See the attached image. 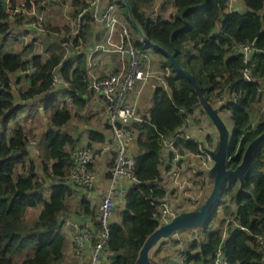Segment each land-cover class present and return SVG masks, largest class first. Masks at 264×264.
Listing matches in <instances>:
<instances>
[{"label": "trees", "instance_id": "trees-1", "mask_svg": "<svg viewBox=\"0 0 264 264\" xmlns=\"http://www.w3.org/2000/svg\"><path fill=\"white\" fill-rule=\"evenodd\" d=\"M9 1L13 9V0ZM127 1L144 34L174 54L179 65L194 76L207 101L213 105L217 95L225 94L218 110L219 113L227 112L231 119L226 167L234 169L241 162L246 146L264 132V116L252 114L257 108L255 103L263 96L260 83L264 79V0H242L248 8L245 13L227 12L228 0H163L161 8L172 4L176 9L168 20L146 15L154 0ZM115 2L132 27L123 2ZM6 5L7 0H0V78L3 82L0 89V264H77L64 260L67 239L62 231L63 215L71 211L67 198L74 187L66 179L71 162L66 147L73 145L74 140L67 132L61 131L70 118V111L64 106L50 114L47 130L40 143L38 141L43 171L39 178L32 160L25 166L27 132L18 122L9 130V124L16 119L25 102L38 95L46 94L45 108L54 110L55 98L50 96L54 94L52 72L61 63L63 53L56 45L50 44L45 46L50 51L46 60L39 55L28 59L26 50L19 53L6 50L4 44L14 22L8 20ZM86 7L80 4L81 9ZM89 24L90 18L84 14L80 31L82 39L90 28ZM217 24L219 32L214 34ZM249 42L255 43L258 52L253 55L252 80L245 81L241 73L244 68L242 59L231 53L235 44ZM134 45L140 51H148L139 38ZM153 52L160 56L162 69L168 68L170 74L163 75L165 84L155 87L147 114L142 116V122L136 124L138 155L135 157L134 175L137 182L126 193L121 223L109 226L107 246L110 264H135L143 242L160 226L153 215L155 200L165 195L161 185L159 134H173L182 126L185 115H191L195 121L196 116L192 115L197 107L205 115L192 83L174 70L165 55L154 49ZM80 56L73 68L70 61H63L60 72L69 84L67 95L78 109H83L88 101L87 70ZM30 63L35 70L28 77L29 86L20 89L15 96L8 81ZM191 128L198 130L192 124ZM89 139L101 142L104 135L91 129ZM205 140L209 146L195 136L191 140L179 139L176 145L182 152L198 153L200 144L209 148L214 142L212 135ZM18 165L25 170L15 180L14 169ZM47 178L51 186L50 196L45 199L43 186ZM227 199L236 207L235 213L230 203H226ZM37 206L41 207L37 218L31 223L25 222L26 210ZM195 207L193 205L192 209ZM219 207L225 216L232 215L228 220L230 223L219 220L220 226L207 230V226L218 219ZM87 211L89 202L81 198L76 213ZM93 223L95 226L98 224L96 221ZM202 228L205 239L190 244V250L186 252L187 262L206 264L220 248L227 264H264L262 249L255 243V236L264 232V139L253 152L242 185L237 178L223 184Z\"/></svg>", "mask_w": 264, "mask_h": 264}, {"label": "built area", "instance_id": "built-area-1", "mask_svg": "<svg viewBox=\"0 0 264 264\" xmlns=\"http://www.w3.org/2000/svg\"><path fill=\"white\" fill-rule=\"evenodd\" d=\"M60 3L62 0H50ZM103 0H88L86 9H83L73 16H67V26L64 37L67 42L72 43L78 40L84 14H88L90 23L103 25L107 30V37L104 44H97L94 51L115 52L125 59L119 71H114L99 78L94 72L86 73L87 88L100 107L103 109L104 119L112 132V139L106 148L112 153L114 161L109 171L110 177L105 193L103 194L96 209L97 226L92 223L82 224L78 219L66 218L62 226L68 234L67 252L73 258H82L88 255V259H79L78 264H110V252L107 241L109 226L112 222L111 214L118 201L125 202V196L129 188L137 182L134 175L135 155L131 147L135 144L138 135L136 124L143 121L139 115L138 97L142 87L148 79L157 77L158 72L152 68L151 55L137 49L133 37L127 26L119 20L116 6L113 2L101 7ZM24 6L14 7L17 12ZM10 8V7H9ZM8 20L13 21L14 16L9 15ZM26 25L34 26L43 30L42 18L25 21ZM219 32L215 27L214 34ZM116 38V40H115ZM258 52L254 42L237 43L232 50L233 56L242 59L244 68L242 78L245 81L252 80L251 68L254 66L253 55ZM35 67L30 63L22 70L19 76L28 80L34 72ZM169 75V71H164ZM53 82H56L54 74ZM12 78V76H11ZM8 85L12 88V79ZM162 84H164L162 82ZM68 86V83H65ZM3 87L0 78V89ZM13 90V89H12ZM263 92V88H261ZM15 93V92H14ZM132 95V100H127ZM225 94L219 95L223 101ZM222 104V103H221ZM65 106L73 112L75 103L70 96L65 97ZM182 114L183 109H180ZM192 122L191 115H185L182 126L171 135L159 134L160 154L168 150L166 162L161 160V185L165 195L155 200V219L161 224L169 222L175 216L176 210H189L193 205L201 202L204 193V186L208 180L207 170L211 167L212 161L209 156L199 147L198 153L191 151L182 152L176 145L179 139L191 140L193 136L189 132ZM33 148L37 153L40 150L38 140L28 137L25 149ZM18 154V153H17ZM71 162L67 169L66 179L76 189L90 190L94 187L96 173L94 165L96 152L92 144L80 143L70 151ZM255 243L262 249L264 260V232L255 236ZM176 264H187V253L182 248H173ZM206 264H227L221 249H217L215 256Z\"/></svg>", "mask_w": 264, "mask_h": 264}, {"label": "crops", "instance_id": "crops-1", "mask_svg": "<svg viewBox=\"0 0 264 264\" xmlns=\"http://www.w3.org/2000/svg\"><path fill=\"white\" fill-rule=\"evenodd\" d=\"M87 1L88 0H76V1L62 0L60 3H54L50 0H13L14 7H18L20 5H23L24 7L17 12H14L13 11L14 8L11 9V7L8 8L7 10L9 15L14 16V20H13L14 22L12 23V27L8 35V37H10L13 42V52L19 53L26 50L28 51V57H27L28 59H31L32 56L39 55L42 60H46L50 56V51L47 50L45 46L47 44H50L52 46L56 45L58 47V50L63 53L61 63L52 72V74H54L55 78L57 79V81L53 82L52 84L54 94H50V96L53 95V97L55 98V102L53 103L54 110H51L50 108H45V98L47 97L46 94L38 95L33 99L26 101L27 103L29 102L30 105H24L18 112V115L15 119V122L24 123L23 130L27 132V136L34 137L39 141V143L43 138L47 130V127L49 125L50 114L53 111H55L56 108L59 109L65 106V97L67 96V90L69 89V84L68 86L65 85V83L67 82L63 79L60 72V67L62 66L63 61L66 60L70 61L72 63V68H73L74 66L77 65L79 55H81L80 57L83 58L85 61V67L87 72L92 71L99 78H102L109 73H112L114 71H119L121 69V67L117 69L116 59L114 56V54H116L115 52H105L101 50L94 51L97 44L101 45L105 43L107 37V30L103 25L97 23H90L89 24L90 28L86 33V35L84 36V39H82L81 36L79 35L80 37L78 38V40H75L72 43L67 42V39L64 37L67 26V16H73L77 12L83 10L84 8L81 9L80 4L86 5ZM75 2L79 6H77ZM111 2H113L116 6V11L119 20L122 23H124L125 26H127L129 32H131L129 25L125 21L124 16L120 13L115 0H103L101 3V7H105L107 4ZM162 3L163 0H154L152 8L146 10V15L151 18L161 16L164 19L168 20L175 13L176 9L172 4H167L166 7L163 9L161 8ZM8 4H9V0H8ZM247 10L248 8L242 0L227 1V12L245 13ZM37 17L42 18V23H43L42 31L34 26L32 27L25 24V21L32 19L35 20ZM216 27H219V25L217 24ZM52 30H57V31H52ZM147 52L151 55L152 68L156 70L158 74L156 75L157 77H152L148 79L147 83L141 89V93L139 95L140 98L142 96V92L144 88L146 87V89H148L151 86L149 84H151L152 80L156 79L157 81H159V83L164 82L163 81L164 71L165 70L169 71V69L166 67L165 69H162L160 63L161 58L158 54L152 51L151 52L147 51ZM155 60L159 62L156 63ZM260 84L261 87H263L262 95L264 100L263 81ZM19 85L21 89H25L29 86V81L21 77ZM166 88L167 87L165 85V89ZM13 91L15 92V90ZM139 97H138V107H140L141 104V100L139 99ZM87 98L88 101L83 109H85L89 104L91 105L93 103L96 104L95 99H97L98 97L93 96L88 90ZM132 99H133L132 95H129L127 98V100H132ZM148 105L150 108L151 102H149ZM77 109L78 106H75L74 112ZM83 109H78V110L80 111ZM71 113L72 112H70V118L61 128V131H65L64 128L71 120L72 117ZM20 120L23 121L21 122ZM10 124H9V130L13 127V125L10 127ZM107 125L99 126L101 127L100 129L99 127L93 128V127H89L88 125H85L84 123H81L78 124L79 130H81L78 134L71 131H67V133L74 140L73 145L70 146L68 145L66 147L68 152H70L75 146H77L80 143L92 144L96 149V162L94 165V171L96 173V181L94 187L90 190L80 191L73 187V193L67 198L71 211L68 214H64L63 219L66 218L78 219L82 224L92 223V225H94L93 222L96 221V209L98 203L100 202L103 194L106 191L108 180L110 177L109 174L110 167L112 166L114 161L112 153L106 148L107 144L112 139V132L109 129V127H106ZM91 129H95L96 131L103 133L104 135L103 141L101 142L91 141L89 139V130ZM191 130L193 129H189L190 133ZM198 132L199 134H202L201 130L199 129ZM206 135L211 136V134H205L204 135L205 138ZM196 138H198V136H196ZM209 148L211 149L212 145ZM26 150L27 151L24 156L25 166L28 164L29 161L32 160L35 166L34 168L35 174L37 175L38 178L42 177L43 171H42L39 151L37 153L32 147L29 149L27 148ZM131 152L135 156L138 155V149L136 144H134L131 147ZM37 159L40 161L39 163L36 161ZM24 170L25 168H23L21 165L16 166V168L14 169L13 178L23 173ZM50 186H51V182L47 178L43 186V190H44L43 195L45 199H48L50 196ZM204 190L205 192L208 190L207 181L205 183ZM81 198H84L89 202V211L84 212L82 214H78L76 213V210H78L80 207ZM124 208H125V202L119 200L117 205L115 206V209L112 211L110 222L120 224L121 212L124 210ZM29 210L30 208L26 210L25 215ZM40 210L41 207L37 206V211L35 212V216L31 219V221L34 218L35 219L37 218L38 214L40 213ZM25 215H24V219H25ZM62 231L64 232L66 239L68 241V234L66 229L63 228V226H62ZM204 239L205 236L202 241H204ZM155 247H153L151 250H153ZM155 249L156 250L153 251L157 256V254L159 253L157 252L159 248L158 249L155 248ZM65 252H67V248ZM67 254L68 253H66L64 256L65 262H76L78 264L79 259H82V258H73L71 255L67 256ZM68 257H70V259ZM162 257H163L162 254L158 256L157 259L159 261L154 263L176 264L173 248L169 250L168 254H165L164 259ZM86 259H88V255L83 256L82 260H86ZM187 264H192V263L190 262Z\"/></svg>", "mask_w": 264, "mask_h": 264}, {"label": "water", "instance_id": "water-1", "mask_svg": "<svg viewBox=\"0 0 264 264\" xmlns=\"http://www.w3.org/2000/svg\"><path fill=\"white\" fill-rule=\"evenodd\" d=\"M125 5L128 18L132 29L136 32L139 41L147 49H154L161 52L167 57L170 64L175 71L183 75L189 82L192 83L194 92L198 97L200 106L202 107L205 115L212 123L215 132L216 139L213 148H207L200 144L201 149L209 156L212 161L211 167L207 170L206 176L211 183L209 193L204 200L191 210H176L175 216L170 219L169 222L158 226L143 242L135 264H154L149 258L150 250L155 247L162 239H167L173 235L182 233L187 230H196L203 227L206 219L208 218L213 206L216 204L221 188L225 182L231 178H237L241 185L243 183L244 175L251 163L252 155L258 144L264 139V132L255 137L245 148L241 162L234 168H227V149L230 138V131L225 125L224 121L219 115L218 108L206 100L202 94L201 87L197 84L194 76L187 70L183 69L174 54L168 52L164 48L153 43L139 27L132 16L131 8L127 0H121Z\"/></svg>", "mask_w": 264, "mask_h": 264}, {"label": "rangeland", "instance_id": "rangeland-1", "mask_svg": "<svg viewBox=\"0 0 264 264\" xmlns=\"http://www.w3.org/2000/svg\"><path fill=\"white\" fill-rule=\"evenodd\" d=\"M11 6V3L9 1V4H8V0H7V10L8 8ZM129 25V24H128ZM129 28L131 29V35L133 37V41H135L136 39H138V36L137 34L133 31L132 27L129 26ZM6 50H12L13 51V42L11 40L10 37H8V40L5 42L4 44ZM148 51H152L153 52V49H148ZM115 56V59H116V64H117V69L119 67H122L123 64H124V61L125 59L122 58L120 55H118L117 53L114 54ZM156 63H158L159 61L155 60ZM12 83H13V86H12V89L15 90V96H17V93L19 91V89H21L20 87V80H21V77L19 76V73H16V74H13L12 76ZM19 81V83H18ZM263 83H264V80H262ZM162 84L159 83V81H157L156 79L155 80H152L151 81V85L148 89H146V87L144 88L143 92H142V96L141 98L139 97V99L141 100V104H140V107H139V110H138V113L139 115L142 117L143 115H145V113H147V110L149 108V102H151V95H152V92L153 90L155 89V87L157 85H160ZM263 88V87H261ZM219 96L217 95L214 99H213V107H217L222 105L221 103V100H219L218 98ZM25 105H30V103L26 102ZM257 108L255 110H253L252 114L253 115H256V116H259V115H262L264 116V100H263V96L261 98V100L257 103H255V105ZM220 117L222 118V120L224 121L225 125L227 126L228 130H232V123H231V119H230V116L227 112H220L219 113ZM71 120L70 122L66 125V127L64 128V130L67 132V131H71V132H74L76 134H78L81 130H79V127H78V124H81V123H84L85 125H88L89 127H99L101 125H107L105 119H104V113H103V109L100 107V105L96 102L93 103L92 105L89 104L87 105V107L83 110H75V112L73 111L71 113ZM196 116V118L194 117ZM192 117L195 118V121L192 123L190 122V124L187 126V128L189 126H195L197 129L201 130L202 134H199L198 130H191V136H198L199 140L201 142H204L205 145L209 146V144L206 143V140H205V134H211L213 136V144H212V148L214 147V144H215V139H216V133H215V129L212 125V123L209 121L208 117L206 115H204L200 109V107H197L194 111V114L192 115ZM21 122L23 120H20ZM15 123V120L11 122L10 124V127L12 125H14ZM21 127L24 129V123H20L18 122ZM101 129V127H99ZM192 129V128H191ZM208 135H206L207 137ZM95 152H96V149H95ZM168 150H166L165 152L161 153L160 154V159L164 162H166V160L168 159ZM39 153H40V150H39ZM38 163L40 162L38 159L36 160ZM18 176L14 177V179L16 180ZM207 183H208V190H207V193H204V197L203 199L201 200V202L204 200V198L207 196V194L209 193V189H210V182H208L207 180ZM44 191V190H43ZM200 202V203H201ZM226 203L229 205V199L226 200ZM197 206V205H196ZM230 208L232 210L233 213H235V209L236 207L234 208V204L233 203H230ZM234 208V209H233ZM192 209V208H190ZM189 209V210H190ZM37 211V207H33V208H30V210L26 213L25 215V222H28V223H31L32 221H34V219L31 221V219L35 216V212ZM29 212H32V213H29ZM217 216H218V219H215L213 220L208 226H207V230L209 229H215L217 228L218 226H220V222L219 220H223L224 223H230L228 222V220L230 221V217L231 216H225L222 212V207H219L218 210H217ZM223 223V224H224ZM226 225V224H225ZM224 225V226H225ZM204 230L203 228H199V229H196V230H187V231H184L182 233H179V234H176V235H173L167 239H162L155 248H159L157 252H159L156 256V254L154 253L153 250H156L155 248L153 250H151L149 252V258L151 261L153 262H158L159 260L157 259L158 256H160L162 254V258L164 259L165 257V254H168L169 250L171 248H182L185 252H189V246L191 243L193 242H197V243H200L202 242L203 238H204ZM162 242V243H161ZM164 242V243H163ZM161 243V244H160ZM66 254V252H65ZM68 256V254H67ZM70 259V257H68ZM67 263H70V262H67ZM81 264H83V262H81Z\"/></svg>", "mask_w": 264, "mask_h": 264}, {"label": "flooded vegetation", "instance_id": "flooded-vegetation-1", "mask_svg": "<svg viewBox=\"0 0 264 264\" xmlns=\"http://www.w3.org/2000/svg\"><path fill=\"white\" fill-rule=\"evenodd\" d=\"M191 210V209H190Z\"/></svg>", "mask_w": 264, "mask_h": 264}]
</instances>
